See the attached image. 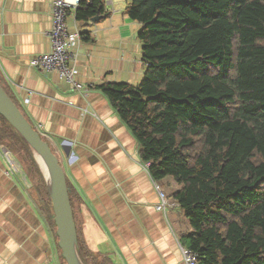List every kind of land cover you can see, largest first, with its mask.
I'll return each mask as SVG.
<instances>
[{
  "label": "trees",
  "instance_id": "16d2710c",
  "mask_svg": "<svg viewBox=\"0 0 264 264\" xmlns=\"http://www.w3.org/2000/svg\"><path fill=\"white\" fill-rule=\"evenodd\" d=\"M125 1V14L140 23L144 77L100 90L152 178L178 185L168 198L189 221L182 243L199 264H264V0ZM105 14L104 0H81L75 10L81 21ZM0 86L24 114L1 77ZM0 145L20 163L55 227L33 150L1 114ZM66 182L75 223L78 202ZM75 228L77 253L89 264Z\"/></svg>",
  "mask_w": 264,
  "mask_h": 264
},
{
  "label": "crops",
  "instance_id": "0c3cea01",
  "mask_svg": "<svg viewBox=\"0 0 264 264\" xmlns=\"http://www.w3.org/2000/svg\"><path fill=\"white\" fill-rule=\"evenodd\" d=\"M51 1L0 0V77L61 161L89 264H184L178 243L189 221L180 206L159 207L155 186L168 198L178 185L154 180L143 167L139 144L99 88L143 79L140 23L125 14V0H104L106 14L96 22L70 12L69 32L80 35L73 46L78 78L91 84L86 92L70 90L57 74L29 65L50 48ZM1 148L0 264H62L56 227Z\"/></svg>",
  "mask_w": 264,
  "mask_h": 264
},
{
  "label": "built area",
  "instance_id": "2783aa9c",
  "mask_svg": "<svg viewBox=\"0 0 264 264\" xmlns=\"http://www.w3.org/2000/svg\"><path fill=\"white\" fill-rule=\"evenodd\" d=\"M81 0H52L49 10L51 16V27L46 35L50 43L47 51L35 54L29 60V65L41 72L55 73L70 88V90L86 92L91 84L86 85L78 78V69L76 67L77 52L73 49L75 42H79L78 32L70 33L67 25V15L78 8ZM4 157L7 159L10 169L18 172L21 169L19 162L12 157L9 149L2 146ZM148 163L143 167L147 169ZM160 196L159 207L163 210L166 207L179 206L177 202L167 198L161 191L158 184L155 185ZM181 250L184 264H199L198 253L193 249L178 243ZM47 264H51L48 262Z\"/></svg>",
  "mask_w": 264,
  "mask_h": 264
},
{
  "label": "water",
  "instance_id": "95a60500",
  "mask_svg": "<svg viewBox=\"0 0 264 264\" xmlns=\"http://www.w3.org/2000/svg\"><path fill=\"white\" fill-rule=\"evenodd\" d=\"M103 15L92 17V22L101 19ZM0 114L25 138L30 144L34 157L44 175L49 187L53 204V220L56 227L58 246L66 264H82L76 250V228L70 205L66 175L58 155L50 144L43 140L39 131L24 116L20 108L0 86ZM40 155L46 162L53 178L54 187L50 186L46 174L37 158Z\"/></svg>",
  "mask_w": 264,
  "mask_h": 264
},
{
  "label": "bare ground",
  "instance_id": "6f19581e",
  "mask_svg": "<svg viewBox=\"0 0 264 264\" xmlns=\"http://www.w3.org/2000/svg\"><path fill=\"white\" fill-rule=\"evenodd\" d=\"M37 158H38V160H39V162H40V164H41V166H42V168H43V170H44V172L46 174V177L48 179V182H49L50 186L53 189V187H54L53 178H52V175H51V172L49 170L48 165L46 164L45 160L39 154L37 155Z\"/></svg>",
  "mask_w": 264,
  "mask_h": 264
},
{
  "label": "rangeland",
  "instance_id": "374dc122",
  "mask_svg": "<svg viewBox=\"0 0 264 264\" xmlns=\"http://www.w3.org/2000/svg\"><path fill=\"white\" fill-rule=\"evenodd\" d=\"M47 180H48V179H47ZM46 183H47V182H46ZM48 188H49V187H48ZM62 262H63L62 264H66V262H64V259L62 260Z\"/></svg>",
  "mask_w": 264,
  "mask_h": 264
}]
</instances>
